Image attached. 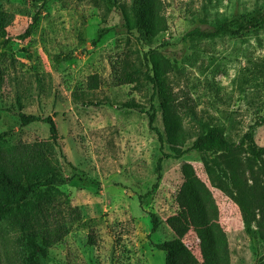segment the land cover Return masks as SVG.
<instances>
[{
  "label": "rangeland",
  "instance_id": "rangeland-1",
  "mask_svg": "<svg viewBox=\"0 0 264 264\" xmlns=\"http://www.w3.org/2000/svg\"><path fill=\"white\" fill-rule=\"evenodd\" d=\"M111 1L46 0L25 34L41 0H0L14 16L0 37V65L6 68L0 134L9 133L8 144L46 141V124L21 126L16 114L52 116L63 155L61 173L73 178L57 189L58 203L62 212L78 218L66 223L65 236L48 248L43 264H164V252L154 244L178 237L168 220L181 212L184 164L212 193L230 264H264V242L245 232L236 204L209 183L202 160L212 155L188 150L179 158L163 157L171 154L170 147L160 148L146 114L120 108L133 101L147 109L153 96L154 124L163 133L161 96L149 83L139 87L122 80L127 62L138 64L145 53L155 54L168 64L163 83L185 127L205 131L214 123L237 143L257 124L252 134L264 147V0H161L167 29L143 41L123 30ZM117 1L128 5L130 0ZM233 18L241 22L236 36L183 38L194 28ZM147 213L159 220L152 234ZM6 233L0 223V264H22L13 248L5 256L1 237ZM182 240L202 264L191 226Z\"/></svg>",
  "mask_w": 264,
  "mask_h": 264
},
{
  "label": "trees",
  "instance_id": "trees-1",
  "mask_svg": "<svg viewBox=\"0 0 264 264\" xmlns=\"http://www.w3.org/2000/svg\"><path fill=\"white\" fill-rule=\"evenodd\" d=\"M45 3L46 0H41L35 9L25 34L36 25ZM111 3L120 16L123 30L127 34H135L139 41L147 36L155 37L167 29L161 0H130L128 5L117 0ZM13 18L12 13L0 7V37H4ZM240 25L236 18L225 19L209 28H194L183 38L204 40L224 35L236 36L241 30ZM105 32L99 31L96 40ZM4 68L0 65V91ZM168 70L163 58L145 53L140 63L127 62L122 74L124 83L139 87L149 83L153 92L161 96L163 133L154 124L156 109L152 103L153 96L147 109L133 101L122 104L120 108L146 114L148 128L155 133L160 148L164 143L170 147L171 154H163V157L179 158L188 150L212 155L202 160L210 185L236 204L245 232L264 242V147L256 144L252 134L259 125L250 126L237 143L228 139L222 127L214 123L205 131L201 126L185 127L174 97L163 83ZM97 80V77H91L93 87L97 86ZM86 104L98 106L100 103ZM16 116L21 126L35 122L46 124L49 136L46 141L8 144L5 137L9 133L0 134V223L7 228V233L1 238L7 258L11 252L9 249L13 248L20 255L22 264H43L48 248L65 236L66 223L78 218L77 213L62 212L58 203L62 194L57 189L73 178L61 173L59 157L63 155L53 117L22 112ZM161 161L162 158H159L156 162L157 179ZM181 171V212L168 220L178 237L154 244V247L164 252V264H197L198 259L182 240L191 226L200 243L202 264H230L227 238L217 222V207L210 189L197 177L191 165L184 164ZM156 185L157 182L153 188ZM147 214L152 234L156 232L159 220L156 215Z\"/></svg>",
  "mask_w": 264,
  "mask_h": 264
}]
</instances>
